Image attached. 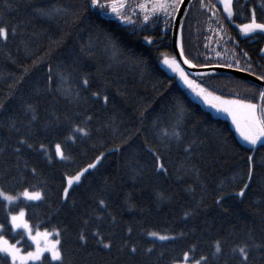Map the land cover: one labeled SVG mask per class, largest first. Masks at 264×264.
I'll return each instance as SVG.
<instances>
[{"label": "trees", "instance_id": "trees-1", "mask_svg": "<svg viewBox=\"0 0 264 264\" xmlns=\"http://www.w3.org/2000/svg\"><path fill=\"white\" fill-rule=\"evenodd\" d=\"M211 4L219 9L215 17L201 0L190 6L182 29L185 57L198 67L231 65L264 75V34L244 37L237 27L248 22L252 8L264 22V0H234L231 20L219 0ZM132 20L107 18L90 9L89 0H0V26L10 31L6 42L0 39V186L12 194L25 187L44 193L43 201L21 206L42 227L61 230L66 264H174L193 246L189 263L203 255L209 264H240L231 250L244 242L247 264H264V148L241 151L248 147L230 122L194 101L162 68L163 55L173 54V18ZM209 80L227 98L261 89L229 76ZM76 125L90 135L67 140ZM21 139L45 144L51 162ZM58 142L69 159L54 155ZM156 153L167 171L157 169ZM101 155L62 200L64 175ZM246 155L254 157V177L245 197H238L247 182Z\"/></svg>", "mask_w": 264, "mask_h": 264}, {"label": "snow or ice", "instance_id": "snow-or-ice-1", "mask_svg": "<svg viewBox=\"0 0 264 264\" xmlns=\"http://www.w3.org/2000/svg\"><path fill=\"white\" fill-rule=\"evenodd\" d=\"M222 5V10L227 14L228 19H233L236 15L234 11L233 3L234 0H219ZM185 4V0H148V2L140 3L137 2L129 6L125 0H89V8L98 9L105 15L109 12L114 14L115 17L125 24H134L131 16L137 14L136 9L138 8L143 13V20L147 22L150 16H157L162 14L164 17L173 18L180 12L181 6ZM201 7L207 8L212 16H216V5L211 4V0L205 3V0H201ZM264 7V5H262ZM215 9V10H214ZM240 33L245 36H251L254 33L264 34V22H257L256 10L251 9L250 17L248 22L237 25ZM10 31L7 27L0 26V39L5 42L9 38ZM12 35H15V30L11 31ZM144 39L151 44L153 41L150 37L145 36ZM179 55L184 56V46L181 42ZM167 68L176 73L180 80L197 96H200L210 107L217 109L218 111L227 113L231 116L233 123L236 126L243 141L250 147L247 149L242 148L245 154L253 151L256 146L264 148V89L250 88L247 91L250 93L249 96L236 98V99H225L222 96L215 95L214 92L209 91L206 87L197 83L196 81L189 78L188 73L185 72L181 64L177 61L175 56L169 57L163 55L161 61ZM183 64L188 65L191 68L198 67L197 64L193 63L187 57L183 59ZM209 65H199V67H208ZM231 67V65H228ZM243 71L244 69H239ZM51 72V69H49ZM260 80H264V75L258 77ZM83 86L87 87L89 80L84 78L82 80ZM93 96L99 97L102 101L107 104L109 102L108 95H103L99 92H93ZM2 107V105H0ZM31 107V106H29ZM35 119V117H33ZM90 121L91 116L87 117ZM82 133L84 136H89L90 133L83 127L76 125L72 127L70 134L66 137L69 141H75L76 134ZM21 145H26L30 149L36 151L43 150L44 155L48 157L51 162L53 155L49 154L45 144L40 143L38 146L29 143L27 139H21L18 141ZM21 149L17 148L19 152ZM153 151L152 149H149ZM55 156H58L60 160H66L70 157L66 155L62 143L55 144ZM103 155L96 158L95 162L89 163L86 167L74 172L73 174H65L64 187L62 189V200L67 201L69 199L70 190H73L74 186H80L82 180L86 178V173L90 174V170L95 169L103 159ZM246 161L249 165L248 171L245 175L247 182L242 184V187L238 192L235 193L238 197H245L246 191L249 189L251 182L254 177L255 165L252 163L254 157L252 155H246ZM157 169L161 172L167 171L164 167L163 162L160 161L159 154L156 153ZM264 164V162H262ZM33 173L36 169H31ZM34 187V186H33ZM223 196L220 200H223ZM45 199L44 193L39 190H29L28 187L23 188L18 193L12 194L6 191L0 186V200L4 201V217L0 220V264H66L64 258V250L62 240L60 239L61 230L59 228H53L51 231L48 227H42L43 222H34L29 216L27 207H22L23 201H43ZM219 203V201H217ZM98 203L106 207L103 199L99 200ZM87 223V221H85ZM131 232V229L128 230ZM151 236H158L160 240L175 239V237H169L165 235H158L156 232L149 233ZM9 235L12 236L9 239ZM95 236L99 237V242H103L104 237L100 235L99 230L94 233ZM183 235V233H181ZM79 239L85 244L87 243V237L82 232ZM14 241V242H13ZM30 242V243H29ZM24 245V246H21ZM105 248H111V243L103 245ZM261 247V245H257ZM215 253L221 252V241L216 240L214 242ZM195 246L189 251L183 253L180 261L174 262V264H187L189 261V253L193 252ZM132 252L136 251L135 247L131 248ZM151 251V249H149ZM234 254H239L241 257L240 264H247L249 260V246L247 242L237 244L231 250ZM214 253V254H215ZM50 257V259H49ZM193 264H209V258L207 256H200L198 259H193Z\"/></svg>", "mask_w": 264, "mask_h": 264}, {"label": "water", "instance_id": "water-1", "mask_svg": "<svg viewBox=\"0 0 264 264\" xmlns=\"http://www.w3.org/2000/svg\"><path fill=\"white\" fill-rule=\"evenodd\" d=\"M194 0H185V4L181 6L180 12L177 13L174 18L172 32H171V50L177 61L181 64V67L188 73V75L196 80H204L210 76L222 75L229 76L231 78L239 79L248 82L254 86L264 89V80L258 79L257 76L252 75L239 69L224 67V66H208V67H196L191 68L186 64H183L184 56L179 55L180 40H182V29L190 9V6ZM182 42V41H181Z\"/></svg>", "mask_w": 264, "mask_h": 264}, {"label": "rangeland", "instance_id": "rangeland-1", "mask_svg": "<svg viewBox=\"0 0 264 264\" xmlns=\"http://www.w3.org/2000/svg\"><path fill=\"white\" fill-rule=\"evenodd\" d=\"M125 2L129 5V6H131L132 4H134V3H136L137 2V0H125ZM138 2H140V3H145V2H148V0H138ZM152 2H155V0H152ZM98 10V9H97ZM99 11V10H98ZM100 12V11H99ZM136 12H137V14H134V15H136V16H141L142 17V19H143V13H141L140 12V10L137 8L136 9ZM103 16H105V17H107V18H110V19H114V20H116V21H119L116 17H115V15L114 14H112V13H110L109 12V14L108 15H105L103 12H100ZM226 14V13H225ZM134 15H132L131 16V18L134 16ZM227 15V14H226ZM154 17H157V16H150V19L149 20H151V19H153ZM158 17H162L165 21H168V20H170V19H172V18H167V17H164L162 14H158ZM176 17V16H175ZM175 17H173V21H174V18ZM148 20V21H149ZM121 22V21H120ZM172 24H173V22H172ZM173 26V25H172ZM171 32H172V28H171ZM244 37H248V36H245V35H243ZM168 56L169 57H172V56H174L173 54H168ZM162 61V60H161ZM161 66H162V68L168 73V74H170L171 76H173V77H175L176 78V80L178 81V83L180 84V86L184 89V90H186L187 91V93L189 94V96L194 100V101H196L197 103H199V104H201L202 106H204L206 109H208V110H210L216 117H221V118H224V119H226V120H228L229 122H230V124H231V126H232V128H233V130L235 131V133H236V135H237V137H238V139L241 141V143H243L245 146H247L248 148L250 147L249 145H247L244 141H243V139L241 138V136H240V134H239V132L237 131V129H236V126H235V124L233 123V121H232V118H231V116H229L227 113H224V112H221V111H218L217 109H215V108H212V107H210L200 96H197L196 95V93L195 92H193L190 88H188L181 80H180V78H179V76L176 74V73H174L173 71H171L169 68H167V66H165L162 62H161ZM189 76V75H188ZM189 78L190 79H192V80H194V81H196L197 83H200L201 85H203L204 87H206L209 91H212V92H214V94L215 95H219V96H221L219 93H217L216 91H214L213 89H212V85H213V83H212V81H204V80H196V79H194V78H192V77H190L189 76ZM223 97V96H222ZM223 98H225V99H233V98H227V97H223ZM259 146V145H258ZM258 146H256L255 147V149H257L258 148ZM254 149V150H255ZM34 202H36V201H34ZM187 264H193V263H189V262H187Z\"/></svg>", "mask_w": 264, "mask_h": 264}, {"label": "bare ground", "instance_id": "bare-ground-1", "mask_svg": "<svg viewBox=\"0 0 264 264\" xmlns=\"http://www.w3.org/2000/svg\"><path fill=\"white\" fill-rule=\"evenodd\" d=\"M174 22V21H173ZM182 40H180V43H181Z\"/></svg>", "mask_w": 264, "mask_h": 264}]
</instances>
